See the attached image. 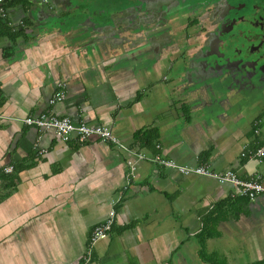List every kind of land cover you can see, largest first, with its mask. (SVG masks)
<instances>
[{
	"label": "crops",
	"instance_id": "obj_1",
	"mask_svg": "<svg viewBox=\"0 0 264 264\" xmlns=\"http://www.w3.org/2000/svg\"><path fill=\"white\" fill-rule=\"evenodd\" d=\"M6 7L0 264H264V195L235 197L234 186L137 156L161 155L219 174L233 170L264 185V161L241 156L264 147V122L259 133L235 130L239 115L212 118L181 95L177 68L148 65L130 44L124 53L90 50L80 32L64 27L40 33L30 18L35 6L7 0ZM61 82L66 98L52 105ZM49 111L75 124L107 126L127 149L98 138L63 142L54 130L23 123ZM150 129L146 137L157 134L153 145L137 141L136 133ZM129 161L137 167L132 174ZM8 166L13 173L4 172ZM111 211L109 236L91 244Z\"/></svg>",
	"mask_w": 264,
	"mask_h": 264
},
{
	"label": "flooded vegetation",
	"instance_id": "obj_2",
	"mask_svg": "<svg viewBox=\"0 0 264 264\" xmlns=\"http://www.w3.org/2000/svg\"><path fill=\"white\" fill-rule=\"evenodd\" d=\"M20 1L81 23L107 21L148 65L177 68L181 95L200 113L239 115L233 128L242 132L264 122V0Z\"/></svg>",
	"mask_w": 264,
	"mask_h": 264
},
{
	"label": "built area",
	"instance_id": "obj_3",
	"mask_svg": "<svg viewBox=\"0 0 264 264\" xmlns=\"http://www.w3.org/2000/svg\"><path fill=\"white\" fill-rule=\"evenodd\" d=\"M9 14L6 7L5 0H0V21L6 19ZM23 25V23H20ZM67 95V83L61 82L58 84L57 92L51 99L50 103L56 105L65 100ZM4 118L0 114V119ZM23 123L29 127H35L39 130H54L55 134L63 142H68L73 136L76 137L79 143L84 144L90 141L92 138H98L104 142H114L119 144V140L114 135L111 128L102 125H89L86 123L75 124L68 117H58L55 113L49 111L39 116H28L24 118ZM259 133V130L256 131ZM118 148H126L122 144L117 145ZM127 149V148H126ZM141 160L149 159L150 161L160 164L165 168H174L178 170L182 175H198L216 181L221 185H228L235 187L234 196L248 197L254 200L258 196L264 195V185L260 181L259 177L244 181L236 172L228 170L224 173H213L207 166L189 167L178 165L173 160H168L161 155H155L148 157L144 152L137 154ZM243 158L257 159L258 161H264V147L257 148L256 150H244L241 154ZM131 168V174L135 172V161L128 162ZM6 174L14 172L13 166H8L4 169ZM116 213L111 211L106 222L100 226H97L90 238V242L95 243L99 239L107 238L115 225Z\"/></svg>",
	"mask_w": 264,
	"mask_h": 264
},
{
	"label": "water",
	"instance_id": "obj_4",
	"mask_svg": "<svg viewBox=\"0 0 264 264\" xmlns=\"http://www.w3.org/2000/svg\"><path fill=\"white\" fill-rule=\"evenodd\" d=\"M50 8H48V5H44L42 8V5H37L30 11V18L31 20L37 19V24L35 25V28L37 31L44 32L53 30L55 27H64V31H68L71 34L80 32V38H84V41L87 40L89 43L87 48H90V50H95L98 48L99 50H107L110 49L112 51H119L122 50V53L124 51H127L124 49V44H129L132 42L131 39H124L119 34H113L111 35V29H113L112 25H107L106 22L102 21H85L83 23L76 22V18H73L74 15L67 16H54L49 15L50 14ZM78 11V9H74L73 13ZM41 17V15H43ZM83 13L80 12L79 15H82ZM68 25V26H66ZM120 40V43H112L109 40ZM111 39V40H112ZM122 40V41H121ZM140 59L137 57L134 59L135 63L138 62ZM201 89V88H200ZM198 89V91H200Z\"/></svg>",
	"mask_w": 264,
	"mask_h": 264
},
{
	"label": "trees",
	"instance_id": "obj_5",
	"mask_svg": "<svg viewBox=\"0 0 264 264\" xmlns=\"http://www.w3.org/2000/svg\"><path fill=\"white\" fill-rule=\"evenodd\" d=\"M185 114H187V111H186V109H185ZM258 127H255V131L254 132H256V129H257ZM150 132V134L151 133H153L154 132V129H150V130H148V131H143V132H138V133H136V139H137V141H140L141 143H142V140L144 139V140H146V142L148 143V144H150V145H153L154 143H153V139L155 140L157 137V134H156V132H155V134L154 135H150V137H146L147 135H148V133ZM254 132H253V134H254ZM151 147V146H150Z\"/></svg>",
	"mask_w": 264,
	"mask_h": 264
},
{
	"label": "rangeland",
	"instance_id": "obj_6",
	"mask_svg": "<svg viewBox=\"0 0 264 264\" xmlns=\"http://www.w3.org/2000/svg\"><path fill=\"white\" fill-rule=\"evenodd\" d=\"M108 22H111V21H108ZM251 116H252V114H251ZM176 162V161H175ZM177 163V162H176ZM178 164V163H177ZM178 165H180V164H178ZM181 166H184V165H181ZM189 167H191V166H189ZM169 169H173V170H176V169H174V168H169ZM177 172L179 173V174H181L178 170H177ZM191 176V175H190ZM228 185H230V184H228Z\"/></svg>",
	"mask_w": 264,
	"mask_h": 264
}]
</instances>
